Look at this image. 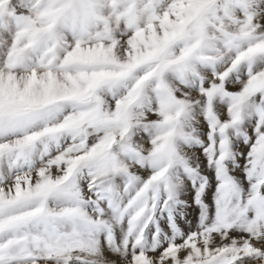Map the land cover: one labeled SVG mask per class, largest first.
I'll return each instance as SVG.
<instances>
[{"label": "snow or ice", "instance_id": "snow-or-ice-1", "mask_svg": "<svg viewBox=\"0 0 264 264\" xmlns=\"http://www.w3.org/2000/svg\"><path fill=\"white\" fill-rule=\"evenodd\" d=\"M0 264H264V0H0Z\"/></svg>", "mask_w": 264, "mask_h": 264}]
</instances>
